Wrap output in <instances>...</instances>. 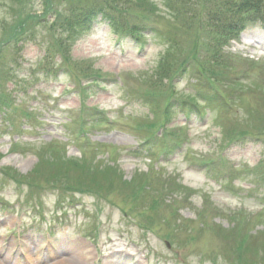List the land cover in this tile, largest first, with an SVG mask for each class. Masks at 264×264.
<instances>
[{"label":"rangeland","instance_id":"obj_1","mask_svg":"<svg viewBox=\"0 0 264 264\" xmlns=\"http://www.w3.org/2000/svg\"><path fill=\"white\" fill-rule=\"evenodd\" d=\"M49 1L47 8L46 0H0V77L5 73L12 77L15 71L17 78H21L17 86L27 90L24 97L11 82L1 96L5 98L9 94L23 109L29 107L33 116L30 122L19 117L9 122L6 116L10 112L5 114L7 108L0 105V171L19 172L22 180L33 174L44 182L39 175L48 172L54 162L69 158L83 161V165L86 162L79 172L70 171V177L79 173L83 177L99 178L104 171L100 165H104L117 169L120 180L130 184L140 172H147L150 188L132 197L118 188L112 194L103 192L107 198L101 200L85 194L73 202L67 199L61 205L57 203L60 200L57 191L46 193L43 204L27 205L25 196H20L13 187L0 190V240H19L28 247L32 255L28 264H40L35 263L33 255L43 252L48 243L54 246L52 249L80 250V242L92 250L88 264H112L114 259L116 264H136V261L140 264H236L239 261L264 264V181L253 185L264 176V145L251 138L226 143L242 131L264 138V50L262 54H253L251 46L241 38H231L223 47L218 44L219 36L206 25L209 3L216 0ZM99 6L106 7L105 11L115 19L127 20L129 24L145 18L165 31V38L177 32L181 49L178 46L170 51L153 30L144 31V37L137 40L117 34L104 21L83 32L76 42V35H71L73 30L62 27L63 21ZM187 11L196 12L197 23L205 25L201 23L200 32L193 33L191 39L181 21L183 12ZM248 30L264 36V23L258 22ZM68 38L75 42L72 44ZM190 43L198 46V54L190 51ZM45 44L68 58L66 71L74 77L77 75L81 86L89 85L96 71L108 79L113 76L115 82L104 89L93 88L95 93L89 96L73 91L75 85L63 75L59 78L37 75L36 84L27 86L35 70L34 63L45 55ZM255 49L259 52L261 46ZM215 53L226 58L223 66L213 64L210 58ZM191 57L194 60L186 65L190 68L187 75L170 78L179 64ZM19 61L23 62V68ZM198 71L220 87L219 105L206 110L203 116L198 111H183L177 102L173 104L167 128L159 127L155 132L159 140L162 135L170 134V142L175 141L171 144L182 143L173 156L166 158L164 154L146 150L147 147L138 148L149 132L144 128L138 131L136 126L144 121L163 120L171 95L188 98L199 90L213 93L209 87L207 90L206 86L199 87L193 74L199 76ZM129 91L154 95V113L150 107L126 101ZM223 100L232 106H223ZM82 103L90 110H112L120 121L107 130L90 128L85 136L69 135L79 115L83 116ZM120 106L123 107L119 109ZM34 112L39 113L44 124L34 118ZM70 120H74V125L69 124ZM51 141L56 142L51 144ZM17 142L20 146H15ZM81 146H86L89 156L86 158H91L94 164L86 158L77 159L81 156ZM149 154L153 158H147ZM218 157L227 158L235 167L232 174L235 195L222 192L219 183L200 172L204 170L200 166L202 160ZM169 176L173 180H167ZM49 178L52 188L56 184ZM117 186L132 189L122 183ZM181 186L191 188L194 194ZM158 197L161 199L157 204L153 199ZM87 232L90 235L98 232V238L86 240L82 233ZM113 240L121 244L118 248L125 249V253H135L136 258L131 256L130 262L128 254L114 258ZM240 247L245 250L239 260L236 250ZM2 249L0 261L12 264L5 260L6 249Z\"/></svg>","mask_w":264,"mask_h":264},{"label":"trees","instance_id":"obj_2","mask_svg":"<svg viewBox=\"0 0 264 264\" xmlns=\"http://www.w3.org/2000/svg\"><path fill=\"white\" fill-rule=\"evenodd\" d=\"M199 1L200 0H197V3H199ZM215 4L212 3L211 6L209 7V10L207 11V14H208V17L206 16V24L208 26L207 29L210 28L213 31L217 32L218 35H220L221 37H224L226 34L223 31V29L225 28L226 24L223 22V14L220 12L219 7L217 5H220V9H222V11L226 12L234 4V0H222L220 3H219V1H216ZM46 7L47 8L50 7V1L49 0H46ZM187 8H189V6L185 7L184 10ZM93 12H94V10H92V9L90 11H86V12H84L82 10L79 14H74V15H72L71 18L65 19L63 21L62 27L65 29L69 27V30L76 29V28H79L81 26L85 27L87 25L86 19H88V17H90V15H92ZM188 13H189V11L183 12V16H181V21L183 22V25L186 26V31L189 34H191V37H192L193 33L195 35H197L200 32L198 27L201 25L202 22L197 23L198 15L196 14V12H192L190 14H188ZM202 24H203V27H205L204 23H202ZM178 36L179 35L177 32H175L174 34H170V39H169L170 51H175L178 48V46H179L178 42H177ZM191 37H189V38H191ZM179 48H180V46H179ZM190 51L194 54H197L198 53V46H196V45L192 46ZM175 55H173L174 60L177 59V57ZM216 56L217 55L215 54L214 55L215 59H216ZM164 58H167V56ZM215 59H214V63L216 65H221L220 63H223V62L217 61V59L216 60ZM181 66L179 64V67H177L176 71L171 73L170 78H172V76H174L176 73H178L182 69ZM164 74L168 75L166 73H164ZM166 109L167 108H165V110ZM166 114H167V110H166ZM68 164L70 166H67ZM53 167H54L53 170H49V172L52 173L50 175V177L53 178L52 181L55 183H57V182L63 183L65 181L66 185H70V180H67L64 175L66 173H69V171L74 169V168H77V170H81L82 164H80L79 162H75L73 160L67 161L66 159H64L61 163L55 162L53 164ZM101 175H103L105 178H107V179H103V180H105V181L111 180L112 184H114V181H115L114 177L116 175L115 172L113 173L109 169H105L103 172H101ZM40 176L41 175H39V177ZM34 179L36 180L37 178H34ZM90 180H91V182L94 183L97 180V178H90ZM101 185H102V183L99 180H97V184L94 185V187L102 189ZM134 191H136V190H134Z\"/></svg>","mask_w":264,"mask_h":264},{"label":"bare ground","instance_id":"obj_3","mask_svg":"<svg viewBox=\"0 0 264 264\" xmlns=\"http://www.w3.org/2000/svg\"><path fill=\"white\" fill-rule=\"evenodd\" d=\"M243 41H251L253 46L256 45L258 42V40L255 38L253 31L246 32L244 34ZM262 50H264V48H262ZM84 247V250H86L87 247L85 245ZM57 253L59 255H57L56 257V262L61 264H88L90 261V253H85V251L81 253L71 251H62V253H60V251H56L54 255H56ZM0 264H3V262L0 261Z\"/></svg>","mask_w":264,"mask_h":264}]
</instances>
